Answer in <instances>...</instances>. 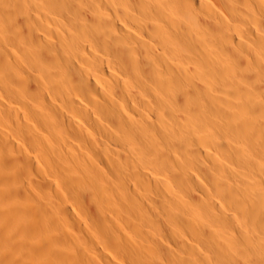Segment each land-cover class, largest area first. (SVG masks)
<instances>
[{"label":"bare ground","instance_id":"1","mask_svg":"<svg viewBox=\"0 0 264 264\" xmlns=\"http://www.w3.org/2000/svg\"><path fill=\"white\" fill-rule=\"evenodd\" d=\"M0 264H264V0H0Z\"/></svg>","mask_w":264,"mask_h":264}]
</instances>
